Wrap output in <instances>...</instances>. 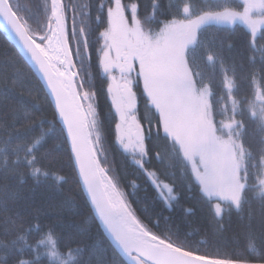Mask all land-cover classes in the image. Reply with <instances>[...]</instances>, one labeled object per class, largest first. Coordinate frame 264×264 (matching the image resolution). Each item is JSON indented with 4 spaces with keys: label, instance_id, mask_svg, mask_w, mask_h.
I'll return each mask as SVG.
<instances>
[{
    "label": "snow or ice",
    "instance_id": "snow-or-ice-1",
    "mask_svg": "<svg viewBox=\"0 0 264 264\" xmlns=\"http://www.w3.org/2000/svg\"><path fill=\"white\" fill-rule=\"evenodd\" d=\"M0 31L18 49L0 53V264H264V0H0ZM112 120L154 201L171 211L179 186L196 193L183 212L208 217L203 238L187 215L185 230L147 199L133 207L104 147ZM29 179L77 182L94 215L58 230L84 210L71 194L35 204ZM233 215L243 244L224 238Z\"/></svg>",
    "mask_w": 264,
    "mask_h": 264
},
{
    "label": "trees",
    "instance_id": "trees-1",
    "mask_svg": "<svg viewBox=\"0 0 264 264\" xmlns=\"http://www.w3.org/2000/svg\"><path fill=\"white\" fill-rule=\"evenodd\" d=\"M234 29L236 35L233 36V44H234L233 51L238 52L241 45L240 34L246 32V29L244 28L243 25H236L234 26ZM216 34L217 33L215 28H210L208 32L205 33V35L208 36H215ZM92 39H93V57L95 58V47L97 46L95 44V39H96L95 35H93ZM5 50H7L9 53L18 51L16 47L12 45L10 41L7 40L5 34L2 31H0V53H3ZM225 54L227 55V51ZM25 71H27V69H25ZM32 77H33V83H36L39 80V77L34 72V70L32 71ZM98 91H99L98 109L100 111L101 118L103 119L105 115L109 112L111 108V103L110 100L107 99L106 94L100 91L99 85H98ZM17 98L20 99L21 97H17ZM138 109H139V114L143 115L145 111V100L141 96H139ZM47 115L49 119L52 118L51 110L47 112ZM103 131L105 135L104 147L108 152L109 164H112L114 161L115 169L120 177L121 189L126 192L133 193V195L129 196V199L133 202V207L140 208L142 206L143 201L147 199V201L150 204H152L155 211H160L161 209H163L164 216L172 217L173 222L180 223L185 230H187V225L184 222V217L185 215H187L188 220L191 221L192 228H199L201 230V237H198V239L203 238L204 234L209 231L208 217L198 207L195 209L194 214H185L183 212V208L185 206H190L194 204V197L196 193L193 192L192 194L193 199H188V192L185 191V188L183 186H179L177 189L178 192L180 193L179 204L171 211L164 208V206L158 200L154 201V197L156 194L153 191L150 184H147L145 178L142 175L137 174V170L135 166L131 165V163L126 160V154H123L122 150L115 143L114 120L106 121L104 124ZM56 167H62L66 175L69 176L73 175L72 168L68 164L66 159L58 160ZM150 167L158 168L159 165H157L156 162L153 161ZM134 177L137 179L138 182V186L135 190L127 187L129 181H131ZM25 187H26L25 195L33 196L34 203L37 205H40L49 200L59 201L63 197L69 194L75 197L77 205L84 210L83 214L71 215L65 213L62 217V224L58 225V230H63L67 228L74 229L75 227L81 225L86 217H90L94 215L91 212V210L88 208V206L85 205L84 203L85 195L81 193V187L77 182H73L70 185H65L62 192H57L55 191V189H49L43 186L36 187L34 192L28 191V189H31L32 187L30 179ZM54 218H55L54 216H50L47 218V220L48 222H51ZM90 227L92 233L94 235L97 234L98 231L97 223L90 221ZM224 238L229 242H236L243 244V230L238 224L235 215H233L231 223H226ZM42 259H46V258H42Z\"/></svg>",
    "mask_w": 264,
    "mask_h": 264
},
{
    "label": "flooded vegetation",
    "instance_id": "flooded-vegetation-1",
    "mask_svg": "<svg viewBox=\"0 0 264 264\" xmlns=\"http://www.w3.org/2000/svg\"><path fill=\"white\" fill-rule=\"evenodd\" d=\"M136 90H137L138 96H141V97L143 98V96H142V95H140V93H141L142 89H141V88H137ZM110 103H111V101H110Z\"/></svg>",
    "mask_w": 264,
    "mask_h": 264
},
{
    "label": "water",
    "instance_id": "water-1",
    "mask_svg": "<svg viewBox=\"0 0 264 264\" xmlns=\"http://www.w3.org/2000/svg\"><path fill=\"white\" fill-rule=\"evenodd\" d=\"M6 36V35H5ZM15 46V45H14ZM18 50V49H17ZM34 70V69H33ZM34 72H35V70H34ZM36 73V72H35ZM37 74V76L39 77V74L38 73H36ZM42 83V82H41Z\"/></svg>",
    "mask_w": 264,
    "mask_h": 264
}]
</instances>
